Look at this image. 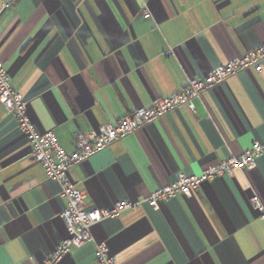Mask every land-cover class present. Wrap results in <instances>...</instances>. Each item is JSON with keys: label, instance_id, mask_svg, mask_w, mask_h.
Masks as SVG:
<instances>
[{"label": "crops", "instance_id": "1", "mask_svg": "<svg viewBox=\"0 0 264 264\" xmlns=\"http://www.w3.org/2000/svg\"><path fill=\"white\" fill-rule=\"evenodd\" d=\"M0 61L40 133L66 153L77 132L115 125L189 79L264 46V0H18L2 9ZM147 10L149 18L143 16ZM171 51L172 55L165 53ZM69 171L85 206L138 201L264 145V63L224 80ZM0 105V264L43 263L68 238L59 185ZM264 158L202 180L190 198L146 203L91 227L115 264H264ZM55 264H97L88 243Z\"/></svg>", "mask_w": 264, "mask_h": 264}, {"label": "built area", "instance_id": "2", "mask_svg": "<svg viewBox=\"0 0 264 264\" xmlns=\"http://www.w3.org/2000/svg\"><path fill=\"white\" fill-rule=\"evenodd\" d=\"M17 1L6 0L2 9L14 5ZM143 16L149 18L150 14L144 10ZM165 55L170 56L172 52L169 50ZM263 63L264 46L247 50L242 56L215 67L204 77L189 79L181 90L154 99L149 107L136 109L115 125H104L97 132H77L74 137V151L66 153L58 145L53 133H40L36 129L27 115L26 99L12 88L10 75L0 61V105L29 143V158L43 168L48 180L59 185L57 197L64 202L60 218L68 232V238L59 243L40 264H55L63 255L80 249L88 243H93L95 246L97 264H115L107 245L104 242L94 241L91 234L92 226L105 220L116 219L123 211L137 210L143 203L156 211L161 203L179 196L192 197L202 180L212 181L217 177H231L233 169L252 170L255 168L256 160L264 158V145L257 141H254L241 155L231 156L216 165H211L198 176L178 174L172 183L159 187L147 197L138 201H118L109 209L87 208L84 203L86 191L78 189L69 176L72 167L80 165L121 138L165 117L170 112L180 107L194 112V101L200 99L204 93L220 85L227 78L247 69L261 71ZM250 204L253 209L259 211L260 219L264 221V207L259 199L253 196ZM30 260L32 264H39L35 263L31 257Z\"/></svg>", "mask_w": 264, "mask_h": 264}]
</instances>
